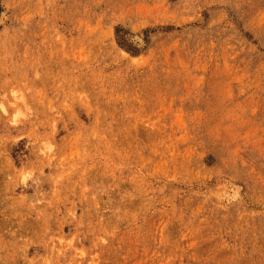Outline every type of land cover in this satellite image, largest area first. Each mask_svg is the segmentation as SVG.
Instances as JSON below:
<instances>
[{"label":"rangeland","instance_id":"1","mask_svg":"<svg viewBox=\"0 0 264 264\" xmlns=\"http://www.w3.org/2000/svg\"><path fill=\"white\" fill-rule=\"evenodd\" d=\"M0 264H264V0H0Z\"/></svg>","mask_w":264,"mask_h":264},{"label":"bare ground","instance_id":"2","mask_svg":"<svg viewBox=\"0 0 264 264\" xmlns=\"http://www.w3.org/2000/svg\"><path fill=\"white\" fill-rule=\"evenodd\" d=\"M3 111H5V109H3Z\"/></svg>","mask_w":264,"mask_h":264}]
</instances>
